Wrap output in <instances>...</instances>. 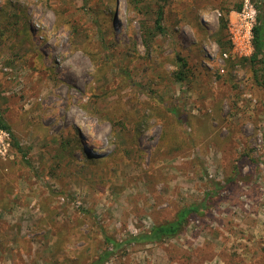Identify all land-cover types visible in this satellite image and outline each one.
<instances>
[{"label":"rangeland","instance_id":"rangeland-1","mask_svg":"<svg viewBox=\"0 0 264 264\" xmlns=\"http://www.w3.org/2000/svg\"><path fill=\"white\" fill-rule=\"evenodd\" d=\"M244 2L0 0V264H90L105 234L201 201L243 151L250 182L102 264H264V86L239 60L252 38L244 54L230 32Z\"/></svg>","mask_w":264,"mask_h":264},{"label":"trees","instance_id":"trees-1","mask_svg":"<svg viewBox=\"0 0 264 264\" xmlns=\"http://www.w3.org/2000/svg\"><path fill=\"white\" fill-rule=\"evenodd\" d=\"M164 1V0H163ZM264 2V0H261ZM242 3L236 5V9L239 10ZM260 11V10H259ZM258 11L256 16V21L252 26V46L253 51L250 56L240 58L241 61H248L252 67L254 81L258 85L264 86V13ZM163 15V4H158L155 17V27L163 32V27L161 26V20ZM226 18L221 16L219 18V29L216 34V42L224 50L225 48H230V41L226 39ZM181 61V66H185V61L181 57H177ZM180 73H177V77ZM260 76L262 78L260 79ZM0 126L9 131V126L0 116ZM13 145L17 146L16 141L13 138ZM89 159H93L90 155H87ZM252 158L247 151L239 153L233 164V168L225 180L214 181L212 184V190L206 192L204 198L194 204L183 206L179 208L176 212L175 217L171 220H166L163 222L153 224L148 230L141 231L136 234H130L127 238L123 240L115 239L114 237L105 234L104 241L106 248L98 254L97 258L90 264H102L104 263L112 254L114 250L121 247L125 243H152L159 242L164 238L175 236L179 234L186 227L188 223V218L193 213H203L206 209L209 198H217L221 191L230 192L236 189L240 182L241 184H247L250 179V175H246L243 172L244 166H250L252 163ZM108 247H111L108 249Z\"/></svg>","mask_w":264,"mask_h":264},{"label":"built area","instance_id":"built-area-1","mask_svg":"<svg viewBox=\"0 0 264 264\" xmlns=\"http://www.w3.org/2000/svg\"><path fill=\"white\" fill-rule=\"evenodd\" d=\"M257 8L251 0H245L241 11H235L240 22L232 33V42L235 48L244 52L249 47L252 38V26L256 21ZM11 139L9 131L0 126V159H6L10 152Z\"/></svg>","mask_w":264,"mask_h":264}]
</instances>
